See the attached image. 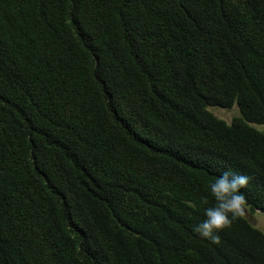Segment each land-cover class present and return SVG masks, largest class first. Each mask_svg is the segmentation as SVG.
Here are the masks:
<instances>
[{
	"label": "trees",
	"instance_id": "trees-1",
	"mask_svg": "<svg viewBox=\"0 0 264 264\" xmlns=\"http://www.w3.org/2000/svg\"><path fill=\"white\" fill-rule=\"evenodd\" d=\"M225 167L264 213V0H0V264H264Z\"/></svg>",
	"mask_w": 264,
	"mask_h": 264
},
{
	"label": "clouds",
	"instance_id": "clouds-1",
	"mask_svg": "<svg viewBox=\"0 0 264 264\" xmlns=\"http://www.w3.org/2000/svg\"><path fill=\"white\" fill-rule=\"evenodd\" d=\"M249 180L248 175L231 168L220 169L207 185L214 203L203 209L204 219L192 226V231L201 238L217 243L218 233L244 214L245 196L242 190Z\"/></svg>",
	"mask_w": 264,
	"mask_h": 264
},
{
	"label": "rangeland",
	"instance_id": "rangeland-1",
	"mask_svg": "<svg viewBox=\"0 0 264 264\" xmlns=\"http://www.w3.org/2000/svg\"><path fill=\"white\" fill-rule=\"evenodd\" d=\"M209 110L214 116L219 119L224 120L226 123H231V121L239 116V110L237 106L231 109H222L219 107H210ZM245 211L243 216L256 228L264 232V213L259 210H251L250 207L244 206Z\"/></svg>",
	"mask_w": 264,
	"mask_h": 264
}]
</instances>
